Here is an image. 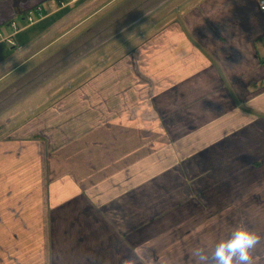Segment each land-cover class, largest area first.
<instances>
[{
	"label": "crops",
	"instance_id": "1",
	"mask_svg": "<svg viewBox=\"0 0 264 264\" xmlns=\"http://www.w3.org/2000/svg\"><path fill=\"white\" fill-rule=\"evenodd\" d=\"M170 1L175 18L145 35L146 19L124 28L130 17L116 18L131 0L76 28L51 17L82 0H0V31L21 30L0 56V264H178L181 241L150 259L137 250L203 212L208 231L222 215L264 233V11L258 0ZM35 5L42 18L28 25ZM55 81L67 91L35 101ZM157 221L169 225L149 237ZM221 239L190 248L206 254Z\"/></svg>",
	"mask_w": 264,
	"mask_h": 264
},
{
	"label": "rangeland",
	"instance_id": "2",
	"mask_svg": "<svg viewBox=\"0 0 264 264\" xmlns=\"http://www.w3.org/2000/svg\"><path fill=\"white\" fill-rule=\"evenodd\" d=\"M36 1L38 3L41 0H36ZM71 1H74L75 2V0H69V2H71ZM120 1L121 0H82V2H81L82 4L81 5L78 4L77 6L71 7V5H73V4H70V5L66 6L64 9H62L61 11H59V13L53 15L51 17L52 18L51 21L54 22V21H57L58 19L60 21V19L66 17V20L63 19V24H66L68 22L69 24H68L67 27L76 28V26L78 24H80L81 21H83L85 19L88 20L89 19L88 17L94 11H96V10L98 11L99 10L100 13L98 15H102V12H104V11L106 12L107 10H109L110 8H112V5L113 4H117ZM147 1H148L149 5L150 6H153V7L158 6L162 2L166 3V0H147ZM170 4H171V1L168 4L167 3L165 4L166 8H164V6H161L160 7L161 9L164 8V10H166L165 13L162 14V11L163 10L160 11V12L154 13L152 16H150L144 22H142V24H139V27L140 26L141 27L138 28V30H137V27H136V28L132 29L129 33L133 32L135 30L139 31L140 29H144L145 30V35H149V34H153L156 30L161 29L162 25L170 22L173 18H175V16L174 17H171V16L175 12V10L177 9L175 7L176 5L170 6ZM37 5H39V4H37ZM168 5H169V7H167ZM38 8L39 7L35 5V7L32 10L28 11V13L29 12H33L36 9L38 10ZM77 8L78 9L80 8L79 9L80 12L78 14V18H75V16H76V13L75 12H76V9ZM160 8H159V10H161ZM72 15H74L73 16V20L74 21H70V18H72L71 17ZM129 17H130V15L128 14V17L127 18H129ZM41 18H42V14H41V11H40V14L39 15H36V17L35 16L31 17L32 23L34 22L33 24H35V21L37 22V20H39ZM25 19H27V16H25ZM130 19H131V17H130ZM132 19H135V16H133ZM48 23L49 22H46V21L44 23V26H47L48 29L54 27L55 24L56 25L57 24H60V22H56L55 24L48 26L49 25ZM129 26H130V20H128V23L127 24H124V28H127ZM35 28L36 27L27 28L21 34H19L17 37L20 40L21 39H24L25 40V38L29 34L35 32L34 31ZM120 28H121V25H116L115 26V31H116L115 34H118V33L121 32ZM139 33L140 32L137 33L138 35L134 39H132L131 41L127 42V45L126 46L124 45L121 48V51H120V54L119 55H123L125 53L130 52V51L131 52L134 51L133 48L136 47V45L139 43L138 38L141 37V35ZM17 37H16V43H17V45H20L21 44V41ZM122 41H123V39H122ZM136 42H138V43H136ZM8 45H9L8 42L0 43V56L2 55L3 50H5V47H8ZM112 48H113V45H111L108 49L111 50ZM5 56H7V50L5 51ZM106 62H108V61H106ZM79 71H80V69H78V66L76 68L71 69L70 71H68L65 74V78H64L65 83L68 82V79H69V78H67L68 76L73 75V74H75L76 72H79ZM76 83L77 82H75V83L72 82L73 85H75ZM58 84H59V82L58 81H55L51 85L49 84L50 86L42 87L41 89H39L38 91H36L35 92V95H34L35 101H39L45 95H48L47 96V99L54 98L56 95H61V93L67 91L66 89H67L69 83H68V85L63 86V87H59V88L58 87H55ZM76 87H78V86H76ZM32 99H33V96L28 101H25L24 100L25 102L23 101L20 104V106L17 108L18 111H25L26 112L27 104L29 102H31ZM42 106H43V104H39V108L42 107ZM23 115H24V118H25L26 117V114H23ZM22 119L23 118H21L18 122H20ZM1 120H3L2 121L3 122V125H8L7 124V123H9L8 116H3ZM18 122H16V124ZM10 125L14 126L15 124H10ZM181 184L184 185L185 186V190H187L186 183L182 182ZM216 211H220V209H217ZM208 215H209V213H206V212L197 213L194 216V217H196V219H195V221L192 222V225L189 224V223H187V222L186 223H181V226L179 228L177 227L176 228V231L174 230V233H172L170 235V237L167 234L164 235V236H157V234L159 233V228L162 227V226H168L169 223L168 224L167 223H162L161 224V223H158V221H157L154 225H147V224H145L143 230L146 229L147 235L149 237L157 236V238L154 239V240H152V241H150V242H148L145 247L139 248L137 250L138 255H140L142 258H148V259H150V257H153L154 254H157L158 253V251H159L160 248H163L164 249L160 253V255H164L165 254V251H166V248L169 246V244H171L173 242V240H176L175 242L181 241V244H180L181 246H180V249H179V253L177 255V257H178V260H177L178 264H196V259H194V261L188 262V260L191 258V257L188 258V256L192 255V253H193V250H191V248H190L192 244H196L198 246L199 244H201V243L204 242V238L208 239V242H210L211 244H214L215 243V239L217 237H221V238H223V240H224V238L228 239V238H230L231 233H232V231L230 230V228L235 223L239 224V220L231 219L229 216L213 215V218H215V220H217L219 218L220 228L218 230H216V231H214V230L213 231L212 230L208 231L210 229V227L213 225L212 223H210L209 219H207V216ZM156 220H157V218H156V216H154V221H156ZM194 225H195V227L193 228V230H191L189 227H192ZM236 227H239V225L237 226L235 224L234 229ZM188 230H191L192 231V233L190 235H188V233H189ZM196 247H195V249H196ZM199 247H203V246H199ZM214 247L215 246L210 247L207 250L206 255L209 256L211 254V249H213ZM151 248H153V249H151ZM153 264H158V262L153 263ZM207 264H215L214 259H211V260L208 259Z\"/></svg>",
	"mask_w": 264,
	"mask_h": 264
},
{
	"label": "clouds",
	"instance_id": "3",
	"mask_svg": "<svg viewBox=\"0 0 264 264\" xmlns=\"http://www.w3.org/2000/svg\"><path fill=\"white\" fill-rule=\"evenodd\" d=\"M264 241V233L239 226L236 227L230 238L221 240L212 253L215 264H254V254L261 242ZM196 264H207L208 256L203 248L193 251ZM125 264H138L134 256H130Z\"/></svg>",
	"mask_w": 264,
	"mask_h": 264
},
{
	"label": "trees",
	"instance_id": "4",
	"mask_svg": "<svg viewBox=\"0 0 264 264\" xmlns=\"http://www.w3.org/2000/svg\"><path fill=\"white\" fill-rule=\"evenodd\" d=\"M135 2H136V0H131L132 5H131L130 17H131L132 23H130V26H129L130 28H132L134 25H136L137 23H139L143 19H147L150 15H152V13L155 10H157L159 8V6H156V7L150 6L148 2L144 3V2L139 1L138 4ZM122 8H123V4L121 3L119 5V7H117V10L122 9ZM117 10H115V15L117 16L116 18H118V17L119 18H127L128 17L127 11L124 14H120ZM133 16H135V19H132ZM121 20H119L116 25H120L118 23H121Z\"/></svg>",
	"mask_w": 264,
	"mask_h": 264
},
{
	"label": "built area",
	"instance_id": "5",
	"mask_svg": "<svg viewBox=\"0 0 264 264\" xmlns=\"http://www.w3.org/2000/svg\"><path fill=\"white\" fill-rule=\"evenodd\" d=\"M258 6L261 11H264V0H258ZM39 14H40L39 8H38V11L36 9L33 12L26 13V16H27V19H25L26 23L28 25L33 24L34 22L32 23L31 17L33 16L36 17V15H39ZM9 30L11 33H9L7 36H4L3 35L4 33L0 31V41H5V42H8L10 45H14L12 41V37L15 33H17L20 30V28L14 22H11L9 23Z\"/></svg>",
	"mask_w": 264,
	"mask_h": 264
},
{
	"label": "bare ground",
	"instance_id": "6",
	"mask_svg": "<svg viewBox=\"0 0 264 264\" xmlns=\"http://www.w3.org/2000/svg\"><path fill=\"white\" fill-rule=\"evenodd\" d=\"M76 1V0H75ZM65 2V1H64ZM38 11V10H37ZM21 31V30H20ZM15 38V37H14Z\"/></svg>",
	"mask_w": 264,
	"mask_h": 264
}]
</instances>
